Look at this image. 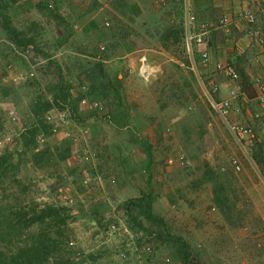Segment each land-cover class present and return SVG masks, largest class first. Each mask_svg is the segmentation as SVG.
<instances>
[{"label":"rangeland","instance_id":"1","mask_svg":"<svg viewBox=\"0 0 264 264\" xmlns=\"http://www.w3.org/2000/svg\"><path fill=\"white\" fill-rule=\"evenodd\" d=\"M219 1L0 0L3 213L60 209L77 264H264V166L201 86L213 82L218 97L242 86L235 119L254 128L250 153L264 158V115L254 117L264 42L243 39ZM188 6L212 38L207 66L196 57L194 68L186 49ZM2 13L30 44L8 38ZM218 61L240 78L216 72ZM149 195L154 219L143 212Z\"/></svg>","mask_w":264,"mask_h":264},{"label":"trees","instance_id":"2","mask_svg":"<svg viewBox=\"0 0 264 264\" xmlns=\"http://www.w3.org/2000/svg\"><path fill=\"white\" fill-rule=\"evenodd\" d=\"M4 18L3 26L9 32L8 38L21 45L30 44L31 40L19 39V33L10 26V18L7 15H4ZM179 39L177 34L174 35L175 41ZM258 46H263V44H258ZM196 57L199 56L196 55ZM146 145L149 146V144ZM252 157L253 160L255 159V163L264 166L262 152L255 153ZM0 160L1 177L6 170V167L3 166L6 159L0 157ZM150 196L147 197V204L145 203L143 212L146 218L154 219ZM144 200V198H139V204L136 206H141ZM156 218L158 219V217ZM69 238L66 219L60 209L28 207V205L19 204L7 214H4L3 211L0 213V264H77L71 258V249L67 246ZM179 242L180 260L183 263H188L193 251H190L185 241L179 239Z\"/></svg>","mask_w":264,"mask_h":264},{"label":"built area","instance_id":"3","mask_svg":"<svg viewBox=\"0 0 264 264\" xmlns=\"http://www.w3.org/2000/svg\"><path fill=\"white\" fill-rule=\"evenodd\" d=\"M254 3L259 4V0H253ZM259 2V3H258ZM191 7L188 6L186 9L187 18L185 22V45L187 52L190 56L192 66L195 68L196 55L201 59L204 66H207L211 61V48H212V38L207 30L196 31V26L194 25L196 17L194 13L191 14ZM241 16L246 20V22L255 26L258 23V12H254L251 9H245L241 12ZM229 17L227 15L223 16L220 20L219 26H228ZM250 36L255 37V42L261 44L264 42V35L259 30H250L248 32ZM214 70L225 77H229L231 80H238L239 73L236 68L229 62L218 61L214 64ZM258 90L261 95L264 96V82L260 79L257 81ZM205 96L207 97L210 106L214 113L221 119L225 127L230 132L233 140L240 148V150L247 156L251 161L253 157L250 153V149L253 146V141L256 138L255 130L252 126L244 124L243 122L235 119V109L233 106V101L238 97V94L242 92V86L237 85L232 90H229L228 95L225 97H218L219 89L218 86L213 82L209 83V87L206 83L201 84ZM83 102H86L83 100ZM98 106V103H94ZM264 115V101H259L256 111L254 112V117L260 119ZM180 159L186 164L189 161L183 155H180ZM234 167L236 170H240V162L237 159H233Z\"/></svg>","mask_w":264,"mask_h":264},{"label":"crops","instance_id":"4","mask_svg":"<svg viewBox=\"0 0 264 264\" xmlns=\"http://www.w3.org/2000/svg\"><path fill=\"white\" fill-rule=\"evenodd\" d=\"M210 1V0H208ZM216 1V0H214ZM222 1V0H221ZM219 1L218 6H221L225 10L230 12V17H233L235 19L236 24L239 27V31L244 33L243 39L247 38L249 44H252V46H258V44L255 42V37L250 36L247 33V27H249V24L246 22V20L241 16V12L245 9H251L254 12H258V15H260V20L258 19L257 25L254 27L264 25V5L260 6L259 4H255L253 0H223V2ZM259 3V2H258ZM207 5V4H206ZM214 5V3H213ZM217 6V5H214ZM209 9V8H208ZM259 17V16H258ZM212 25V24H211ZM253 27V26H251ZM226 28L225 26H215L214 29H222ZM226 30V29H224ZM264 31V29H262ZM226 32V31H225ZM261 32V31H260ZM264 32H261V34ZM260 55H259V61H261L260 67L257 68L258 72H261V75L264 76V50H260ZM212 55V52H211ZM215 56H213L214 60ZM264 80V79H263Z\"/></svg>","mask_w":264,"mask_h":264},{"label":"bare ground","instance_id":"5","mask_svg":"<svg viewBox=\"0 0 264 264\" xmlns=\"http://www.w3.org/2000/svg\"><path fill=\"white\" fill-rule=\"evenodd\" d=\"M239 73V72H238ZM240 78V77H239Z\"/></svg>","mask_w":264,"mask_h":264}]
</instances>
